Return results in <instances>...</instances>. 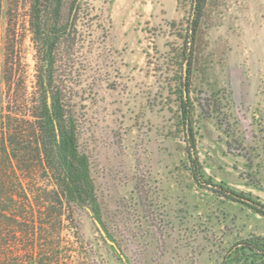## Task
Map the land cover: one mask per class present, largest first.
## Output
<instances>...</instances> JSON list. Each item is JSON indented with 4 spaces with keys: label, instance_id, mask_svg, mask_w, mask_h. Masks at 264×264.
Returning <instances> with one entry per match:
<instances>
[{
    "label": "rangeland",
    "instance_id": "rangeland-1",
    "mask_svg": "<svg viewBox=\"0 0 264 264\" xmlns=\"http://www.w3.org/2000/svg\"><path fill=\"white\" fill-rule=\"evenodd\" d=\"M94 3L81 86L88 200L79 208L83 253L72 264H264V216L247 200L264 203V0L207 1L188 93L193 0ZM7 11L0 0V106ZM23 50L32 90L29 36Z\"/></svg>",
    "mask_w": 264,
    "mask_h": 264
},
{
    "label": "trees",
    "instance_id": "trees-1",
    "mask_svg": "<svg viewBox=\"0 0 264 264\" xmlns=\"http://www.w3.org/2000/svg\"><path fill=\"white\" fill-rule=\"evenodd\" d=\"M94 1L8 0L5 101L0 106V264H72L83 253L79 208L88 199L80 149L86 107L81 86L99 17ZM207 1L193 0L184 53L187 93ZM28 36L35 61L32 90L23 50ZM188 106V97L183 98L191 171L199 181L202 170ZM247 200L264 216V203Z\"/></svg>",
    "mask_w": 264,
    "mask_h": 264
}]
</instances>
